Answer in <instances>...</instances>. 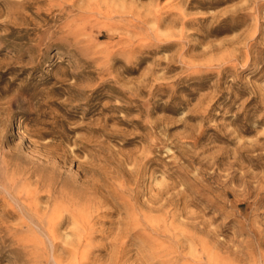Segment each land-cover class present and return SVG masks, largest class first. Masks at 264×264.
<instances>
[{
  "label": "rangeland",
  "instance_id": "rangeland-1",
  "mask_svg": "<svg viewBox=\"0 0 264 264\" xmlns=\"http://www.w3.org/2000/svg\"><path fill=\"white\" fill-rule=\"evenodd\" d=\"M0 264H264V0H0Z\"/></svg>",
  "mask_w": 264,
  "mask_h": 264
},
{
  "label": "bare ground",
  "instance_id": "bare-ground-1",
  "mask_svg": "<svg viewBox=\"0 0 264 264\" xmlns=\"http://www.w3.org/2000/svg\"><path fill=\"white\" fill-rule=\"evenodd\" d=\"M49 177H50V176H49ZM75 202H76V201H75ZM72 204H73V203H72ZM10 205H11V204H10ZM24 205H25V204H24ZM55 205H56V204H55ZM57 206H58V205H57ZM59 206H60V205H59ZM60 207H61V206H60ZM60 207H59V208H60ZM6 209H7V208H6ZM57 209H58V208H57ZM77 210H78V209H77ZM13 211H14V210H13ZM56 211H57V210H56ZM14 212H15V211H14ZM5 213H6V212H5ZM8 214H9V213H8ZM8 214H7V215H8ZM58 219H59V218H58ZM58 221H59V220H58ZM60 223H62V221H61ZM50 224H51V223H50ZM54 226H55V225H54ZM55 228H56V227H55ZM47 231H48V230H47ZM48 234H49V233H48ZM78 240H79V239H78Z\"/></svg>",
  "mask_w": 264,
  "mask_h": 264
}]
</instances>
